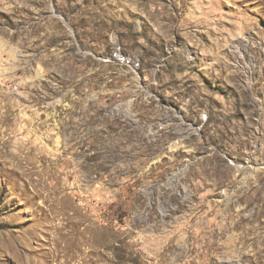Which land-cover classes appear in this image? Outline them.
Segmentation results:
<instances>
[{
  "label": "rangeland",
  "instance_id": "1",
  "mask_svg": "<svg viewBox=\"0 0 264 264\" xmlns=\"http://www.w3.org/2000/svg\"><path fill=\"white\" fill-rule=\"evenodd\" d=\"M0 264H264V0H0Z\"/></svg>",
  "mask_w": 264,
  "mask_h": 264
}]
</instances>
